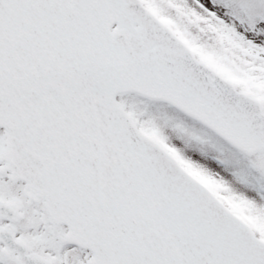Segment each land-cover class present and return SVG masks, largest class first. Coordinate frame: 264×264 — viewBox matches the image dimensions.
Masks as SVG:
<instances>
[{"label": "snow or ice", "instance_id": "obj_1", "mask_svg": "<svg viewBox=\"0 0 264 264\" xmlns=\"http://www.w3.org/2000/svg\"><path fill=\"white\" fill-rule=\"evenodd\" d=\"M0 264H264V0H0Z\"/></svg>", "mask_w": 264, "mask_h": 264}]
</instances>
